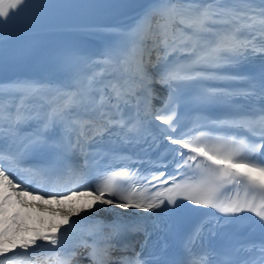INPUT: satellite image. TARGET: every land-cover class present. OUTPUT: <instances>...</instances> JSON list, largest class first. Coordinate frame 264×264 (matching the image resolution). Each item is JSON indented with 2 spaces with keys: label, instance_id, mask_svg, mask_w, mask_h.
Returning <instances> with one entry per match:
<instances>
[{
  "label": "snow or ice",
  "instance_id": "6c2138e0",
  "mask_svg": "<svg viewBox=\"0 0 264 264\" xmlns=\"http://www.w3.org/2000/svg\"><path fill=\"white\" fill-rule=\"evenodd\" d=\"M83 260L264 264V0H0V264Z\"/></svg>",
  "mask_w": 264,
  "mask_h": 264
},
{
  "label": "bare ground",
  "instance_id": "6f19581e",
  "mask_svg": "<svg viewBox=\"0 0 264 264\" xmlns=\"http://www.w3.org/2000/svg\"><path fill=\"white\" fill-rule=\"evenodd\" d=\"M133 14V12L130 10L129 12L123 14V16H131ZM123 16L121 17V19L123 18ZM100 38V37H97ZM102 43L105 45V43L107 42V40L109 38H100ZM45 199H47V197H45ZM87 200L86 197H73L71 200H64L61 201L60 204H57L55 201L52 202V204L50 205L53 208H68V207H74V206H79V204L84 203ZM82 214V213H81ZM46 217H51L53 218V221H59L60 217L58 216H53L51 214L45 213ZM75 215L72 217L74 218ZM33 227V226H30ZM41 227H36V228H42Z\"/></svg>",
  "mask_w": 264,
  "mask_h": 264
},
{
  "label": "rangeland",
  "instance_id": "374dc122",
  "mask_svg": "<svg viewBox=\"0 0 264 264\" xmlns=\"http://www.w3.org/2000/svg\"><path fill=\"white\" fill-rule=\"evenodd\" d=\"M40 218L43 219V221H44L45 224H47L48 222H53V218L46 217L45 216V213L43 214L42 217H41V214H39V213H33L32 214V218L30 220H28L29 226L41 227L42 225L39 222Z\"/></svg>",
  "mask_w": 264,
  "mask_h": 264
}]
</instances>
